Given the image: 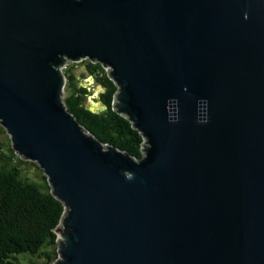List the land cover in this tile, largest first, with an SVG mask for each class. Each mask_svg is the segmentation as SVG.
<instances>
[{
	"label": "water",
	"instance_id": "1",
	"mask_svg": "<svg viewBox=\"0 0 264 264\" xmlns=\"http://www.w3.org/2000/svg\"><path fill=\"white\" fill-rule=\"evenodd\" d=\"M84 60L140 161L67 110ZM0 124L65 207L55 264H264V0H0Z\"/></svg>",
	"mask_w": 264,
	"mask_h": 264
},
{
	"label": "trees",
	"instance_id": "2",
	"mask_svg": "<svg viewBox=\"0 0 264 264\" xmlns=\"http://www.w3.org/2000/svg\"><path fill=\"white\" fill-rule=\"evenodd\" d=\"M63 72L67 110L100 142L140 161L145 140L116 110L119 88L109 72L90 60L72 63ZM87 77L101 89L93 97L98 102L95 108L86 104L92 87L81 79ZM25 165L37 172L28 174ZM64 213L39 165L24 162L10 145L0 147V264H55L60 257L55 230Z\"/></svg>",
	"mask_w": 264,
	"mask_h": 264
},
{
	"label": "rangeland",
	"instance_id": "3",
	"mask_svg": "<svg viewBox=\"0 0 264 264\" xmlns=\"http://www.w3.org/2000/svg\"><path fill=\"white\" fill-rule=\"evenodd\" d=\"M81 82L83 84H86V85H90L92 87V90H91V93L89 95V98L86 100V104L89 108H95L96 105H97V101L93 100L94 98V95L97 94V92L100 89L99 85H97L92 79H90V77H87V79H81ZM87 82V83H86ZM67 96L66 92H65V96H64V99L65 97ZM1 128H3L0 124V147L2 148H5L7 147L8 145H10L11 147H13V144H12V140L9 136V134L7 133V131L4 129V131L1 130ZM18 155V154H17ZM19 156V155H18ZM24 162H32V161H29V160H26L24 158H22L21 156H19ZM35 163V162H34ZM37 164V163H36ZM38 165V164H37ZM24 168L26 169V171L29 173H36L37 171L35 170L34 167L32 166H28V165H25Z\"/></svg>",
	"mask_w": 264,
	"mask_h": 264
}]
</instances>
